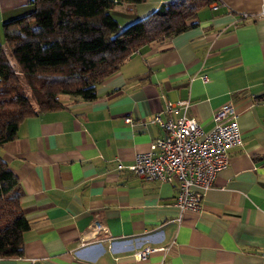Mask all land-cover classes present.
<instances>
[{
    "label": "crops",
    "instance_id": "1",
    "mask_svg": "<svg viewBox=\"0 0 264 264\" xmlns=\"http://www.w3.org/2000/svg\"><path fill=\"white\" fill-rule=\"evenodd\" d=\"M172 0L112 8L124 26ZM32 0H0L3 24ZM261 0L202 5L188 29L134 51L96 88L92 101L25 118L0 155L18 179L29 223L23 255L0 264H264V17ZM243 14H246L244 16ZM124 22V23H123ZM203 76L206 80H203ZM204 131L231 103L241 143L205 190L199 212L179 213L177 182L146 180L126 168L161 137L152 119L177 117ZM144 246L163 249L143 260Z\"/></svg>",
    "mask_w": 264,
    "mask_h": 264
},
{
    "label": "trees",
    "instance_id": "2",
    "mask_svg": "<svg viewBox=\"0 0 264 264\" xmlns=\"http://www.w3.org/2000/svg\"><path fill=\"white\" fill-rule=\"evenodd\" d=\"M143 0H32V10L3 24L0 43V145L27 117L62 106L61 97L92 101L96 88L134 51L193 24L202 5L172 0L121 26L112 8ZM18 179L0 155V258L23 255L29 229Z\"/></svg>",
    "mask_w": 264,
    "mask_h": 264
},
{
    "label": "built area",
    "instance_id": "3",
    "mask_svg": "<svg viewBox=\"0 0 264 264\" xmlns=\"http://www.w3.org/2000/svg\"><path fill=\"white\" fill-rule=\"evenodd\" d=\"M258 16L264 17V0H261ZM203 80L206 77L203 76ZM188 106L187 100L168 102L167 113L182 108L183 114L165 119L155 115L152 122L161 128V137L153 140L146 152L137 154L131 164L118 165L146 180L176 181L175 205L180 214L200 211L205 190L228 163L229 149L241 143L237 113L231 103L213 113V126L209 131H204L195 118L185 114ZM160 249L163 248L144 246L134 256L143 260L150 252Z\"/></svg>",
    "mask_w": 264,
    "mask_h": 264
},
{
    "label": "rangeland",
    "instance_id": "4",
    "mask_svg": "<svg viewBox=\"0 0 264 264\" xmlns=\"http://www.w3.org/2000/svg\"><path fill=\"white\" fill-rule=\"evenodd\" d=\"M124 23V22H123ZM126 25V24H125Z\"/></svg>",
    "mask_w": 264,
    "mask_h": 264
}]
</instances>
